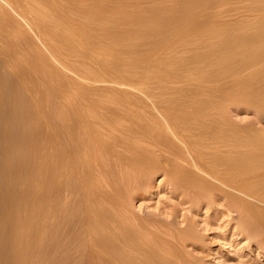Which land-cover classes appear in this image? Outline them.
Segmentation results:
<instances>
[{"label": "rangeland", "instance_id": "374dc122", "mask_svg": "<svg viewBox=\"0 0 264 264\" xmlns=\"http://www.w3.org/2000/svg\"><path fill=\"white\" fill-rule=\"evenodd\" d=\"M77 1L54 2L76 12V17L86 13L81 15L85 20L81 27L76 23L82 18L73 14L69 18L78 20L73 22L72 28H78L74 30L81 28L91 38L96 35L98 42L93 40L91 50L85 51L77 40L56 39L60 33L52 31L55 17L48 6L0 0V195L24 200L20 210L13 205L18 210L7 209L0 215L4 264H10L7 257L14 245L20 264H118L116 253L105 251L102 239L113 238L115 243L123 235L121 227L139 238L137 247L144 256L134 255L147 264H264V227L253 234L252 224L245 225L238 199L246 198L216 184L201 165L214 146L207 148L204 137L178 117L181 104L194 107L209 97L232 98L215 104V110L220 111L218 106L223 112L216 117L225 119L234 132L252 130L251 135L264 145L263 109L258 111L244 100L251 91L242 87L249 82L264 88V53L179 47L170 45V31L160 30L148 36L150 41L143 40L147 43L131 37L128 41L136 47L128 41L123 44L129 47L116 46V37L104 34L102 27L112 28L120 20L108 24L107 19L123 9L127 15L165 17L174 0ZM98 4L102 19L90 18ZM252 20L241 27L252 28ZM196 57L207 58L196 62ZM67 126L72 128V142L55 135ZM64 149L69 152L60 154ZM145 153L146 160L133 165V159ZM198 156L203 158L197 160ZM25 158L29 162L21 168ZM51 164L55 179L47 196L43 183L45 168ZM250 173L254 174L250 182L264 185V169ZM14 175L19 181L12 184ZM32 176L34 183L28 184ZM25 200L40 201L42 212L24 210ZM5 219L23 220L27 236L19 235L16 227L3 228ZM90 225L97 227L92 231Z\"/></svg>", "mask_w": 264, "mask_h": 264}, {"label": "bare ground", "instance_id": "6f19581e", "mask_svg": "<svg viewBox=\"0 0 264 264\" xmlns=\"http://www.w3.org/2000/svg\"><path fill=\"white\" fill-rule=\"evenodd\" d=\"M54 1L56 2V0H47V1L46 0H31V3L34 2V5L36 3V7H39L41 4L42 5L44 4L51 9L52 13L54 14V15L53 14L52 15L55 17L54 18L55 24L53 23L55 25V27H52V31L60 33V35H56V37H57L56 39L61 40L63 43L65 42V40L66 41L68 40L69 42H71V41L74 42L77 40L78 42L80 41L79 44L81 45V47L84 45L86 46L84 49L85 51L88 48V46L92 49V47H93L92 45L94 43L96 44L95 41H97L96 35H94L95 38L94 37L91 38V36L87 37V36H89V34H87V32H85V34H84L82 32L81 28H79L80 31H76V30H78V28H72L73 24H74V26H76L75 23H73L76 20L74 21L75 18L71 20V18H69V16H72L70 14L74 15V13H76V12L72 11L71 9L60 7L59 5L55 4ZM58 3H60V2H58ZM69 3H70V1H69ZM71 3H72V1H71ZM37 4H40V5L37 6ZM225 7H226V10H225ZM60 8H62V9H60ZM87 8H89V7H87ZM104 9L106 10V8H104ZM90 10L91 9H89V11ZM86 11H88V10H86ZM102 11H103V8H101L100 5L98 7L97 6L93 7L90 18L93 17V18H97V19L98 18L102 19L101 18ZM120 11H122V10H120ZM220 11H222V12H220ZM126 12H124V9H123L122 12H118L116 14V17H115V15H113L114 14L113 13L112 15L114 16V18H113V16H111V18H109V19L105 18V20L107 19V22L109 20L108 24H110L111 22H113L111 24H116L115 22L120 20V23L118 21V23H119L118 25L116 24L112 28L110 27L107 29H104V26L102 27L104 34L108 33V34H111V36L116 37V39L114 38L116 41L115 42L116 46L121 45L123 47V45H125V43L123 44V42H125V41L127 42L128 39H130L131 37L132 38L135 37V39L142 40V43L143 42L147 43L145 41L148 40L147 39L148 36H150L151 33H153V31L160 30V32H162V31H168V33H169V31L171 32L172 38L169 40L170 45H175V46L180 45L181 47L191 45V47H193V48L195 47V49L196 48L197 49L202 48V49H205L206 52L208 51L211 53L220 52V51L231 52L233 50L239 51L242 49H249V50L259 49V51L261 50V55H262V52L264 53V0H174V4H173L172 9L169 8L168 10H166V13L168 14V16H165V17H159L160 15L156 16V14H147V13L145 14V13H141V12H133L132 14L127 15L128 13H126ZM218 12H220V13H218ZM82 14L80 13V15H78L79 17L77 16L78 19H81L83 17V16H81ZM84 14H86V13H84ZM38 15H40V14H38ZM87 15H85V16H87ZM222 18H223V20H222ZM224 18H226V19L224 20ZM254 18H256L255 22L252 20ZM85 19H87V18H85ZM82 20H84V19L82 18L79 21L77 20L79 23H76L78 25L80 24V27H81V23H82L80 21H82ZM250 20H252L254 23V24L251 23L252 28H247V27L242 28L241 27V25H243L245 22L247 23V21H250ZM101 21H103V20H101ZM93 23H94V25H96L95 22H93ZM49 24H50V22H49ZM50 26H51V24H50ZM87 26L88 25H86L85 27H87ZM122 26L123 27L126 26L128 28H121ZM89 28H91V27H89ZM74 29H76V30H74ZM91 29H93V28H91ZM101 30L99 31V29H98L96 32L99 33V32H101ZM156 32H159V31H156ZM52 34H54V33H52ZM86 34H87V36H86ZM48 37H46V38L48 39ZM93 40H94V43L92 44ZM143 40H145V41H143ZM148 41H150V40H148ZM129 42H130V40L128 41V43ZM57 43H56V45H57ZM133 43H129V44L131 45ZM112 44H114V43H112ZM134 44L131 45L130 47L131 48H132V46L136 47ZM138 45H140V43ZM127 46L129 47V45H127ZM147 46H149V45H147ZM174 47H173V49H174ZM90 48H88V49H90ZM74 52H76V51H74ZM202 53H204V52H202ZM134 54H136V52ZM258 54H260V53H258ZM81 55H83V54H81ZM257 57H258V55H257ZM257 57L255 56L254 58H257ZM206 58L205 57H196L194 61L200 62L201 60L203 61V59L206 60ZM187 59H189V58H187ZM220 61H222V60H220ZM173 63H174V61H173ZM175 63H176V61H175ZM176 64H178V63H176ZM180 64H182V63H180ZM153 70H154V67H153ZM235 87H238V84ZM242 87H244L245 89H247V87H248V90L251 91V92L249 91L250 94L247 93L248 95L246 94V96L243 97L244 100H247L249 102V104L251 102L253 104L251 106H253V107L255 106L257 108L259 107V108L263 109L262 110V113H263L264 112V88L262 86L261 87L260 86L255 87L254 85H252L249 82H247L245 84L243 83ZM160 96H162V95H160ZM225 98H227V97H225ZM225 98H222L219 96H217L215 98H212V97L211 98L209 97L207 99L204 98L205 100H203L201 102L202 105L201 104L196 105L195 101H194V103H192V104H195L194 107L190 106V105L187 106V105H185L186 103L183 105L179 104L181 111L179 110L178 113H180V114H178L179 115L178 117H180V119L181 118L183 119V121L181 120V122H184L185 124L188 123V125L190 123V125H192L191 126L192 129H190L191 131L193 129L197 130L199 132L198 134L204 137V141H205L206 146L207 145H210L212 147L214 146L213 150L211 149V151H212L211 154H209L210 152L208 153V151H207V153L209 155L206 153L208 155V157H207L208 159L206 162H205V160L203 161V159H205L206 157L203 158V157L198 156L197 160H201V158H203L201 165L204 166L206 174L209 177H211V179L214 182H216V184L223 186L224 188L228 189L230 191V193H233V192H234V194L237 193V194H239V195H241L247 199V200L243 199V198L238 199L240 201L239 214L242 217V219L245 221V225H246V223L248 225L249 222H250V224H252L250 227V230L252 229L253 231L251 230V232L252 233L256 232L255 234H257V231H259L257 229L264 227V206L258 207L257 205H255V203H260V204L264 205V185L259 180H258L259 182H257V181L256 182H250L251 177L254 176V174L250 173V171H251V169H256V168L257 169H264V145L260 144L261 141H259V139H258V141L260 143H258L257 139L254 138L255 135H253L254 137L251 135L252 130H250V134L249 133L245 134V132H246L245 130H244L245 132H243V134L240 133L243 130L242 131L239 130V133H238V130H237V132H234L235 130L231 129L229 124L224 121L225 119L222 120L223 118H221L222 115H220V113L222 114L223 112H220L221 111L220 107L217 106V109L219 108V110H220V111H218V110L217 111H218V113L219 112L220 113L215 114V116L212 115V113L214 112L213 110H215V104H220V103L222 104V102L225 103V100H226ZM176 99L179 100L178 98H176ZM227 99H229V98H227ZM231 99H229V100H231ZM240 101H241V99H240ZM170 102H172V101H170ZM23 104H21V105H23ZM175 104H173V105L175 106ZM171 105L172 104H170V106ZM259 108H258V111L261 110ZM217 111L215 110V112H217ZM216 115H220L221 117L218 116L219 118H217ZM213 116L216 118H210ZM176 117H177V115H176ZM168 119H170V118H168ZM184 123H182V124L184 125ZM226 125H228L229 127L228 126L227 127L230 128L231 130L228 129L226 127ZM178 126H181V123ZM197 127H198V129H197ZM176 128H178V127H176ZM71 134H72V128L67 126V128L63 129V132L62 131H61V133H60V131H59V133L56 132L55 135H57V137L60 139L64 138L66 140H69V142H70L71 141L70 139H72ZM51 138H53V137H51ZM192 141H194V140H192ZM152 143H153V141H152ZM192 144H194V143L192 142ZM212 147L207 146V148H212ZM239 149H245V150L243 152H240L241 150L239 151ZM65 151H66V149L62 150L60 154H65L66 152H69V151H66V152ZM147 154H149V152ZM206 154H204V155H206ZM20 155H21V153H20ZM141 155H139L133 159V161H132L134 163L133 165L137 166V164H141L142 162H144L146 160V158L148 156V155L146 156V153L143 154L142 156ZM201 155L203 156V154H201ZM21 161H22V159H21ZM21 161H20L21 164H19V165L22 168V167H24V163L29 162V158L26 159V161L25 160L23 162H21ZM54 161H56V160H54ZM61 163L62 162H60V164ZM45 169H47L46 174H45V175H47V177L45 176L47 178V180L43 184L47 185L48 190L45 193L48 196V193L50 192V190H52L51 187H53L51 184V182H53V181H51V180L55 179L54 178V171L56 169L54 167V164L47 166V168H45ZM36 172H37V170H36ZM36 172H35V175L39 172V170L37 173ZM215 173H218L217 177L211 176V174H215ZM16 175H18V173ZM16 175H14L15 177H13V180L11 182L12 184L16 183L18 180L17 178L19 176H16ZM28 179H27L28 184H31V182H33V180H35L33 176H32L31 180H30V178H28ZM27 182H26V184H27ZM28 184H27V186H28ZM49 184L51 185V187ZM209 185H211V184H209ZM8 188H9V185H8ZM8 191H10V190H8ZM222 192H224V191H222ZM49 195H50V193H49ZM26 196H27V194H26ZM232 196L234 198H237V196L236 197L234 195H232ZM50 198H51V196H50ZM23 199H24V197H23ZM36 200H38V199H36ZM36 200H32L33 202H31V203L28 200L29 201L28 203L30 205H28L27 201L25 200L26 202H24V204H23L24 210L28 209L29 212L30 211L32 212V214H33V212H35L36 214L41 213L42 212V207H41L42 205H41L40 201L38 204ZM23 201L24 200H21L20 197H19V199H18V197H15V195L14 196L11 194L10 195H0V215H2L4 212H7L6 211L7 209L11 210V208H13L15 210V208H14L15 205L17 208H19L18 205H22L21 203H23ZM16 210H18V209H16ZM19 210H20V208H19ZM24 213H25V211H24ZM18 219H16V221H14V222L13 221L7 222V220L5 219V221H4L5 227H3V228L10 229V228L16 227L19 229V235H21L23 237L27 236L28 233H27V230L24 229L25 226L23 224L24 223L23 220L19 221ZM30 223H33V222H30ZM242 224H243V222H242ZM28 225H29V223H28ZM99 225L100 224H98V226ZM27 226H26V228H27ZM246 226H245V228H246ZM89 227H90L89 228L90 230L94 231L97 226L90 225ZM102 229H104V227ZM118 229H120V228H118ZM30 230H32V229H30ZM121 231H122L123 235H122V237L118 238L115 243L113 241V238H111L112 240L108 239V238H103V239H105L104 241L101 238L102 242H103V248L105 249V251H107V252H113L114 251L116 253V258H114V260L117 261L118 264H147V263H145V260H143V261L141 260V259H143V258H141V256H139L141 259H138L139 257L137 258L136 255H134L135 253H139V255H140V253H141L140 249L141 248L138 249L139 246L137 245V243H139V238L137 237L138 238V240H137V239H135L136 237L135 238L132 237V235L134 234L133 230L131 231L129 228H124V227L122 228L121 227ZM1 243H3V242L2 241L0 242V246H1ZM8 245H10V244L8 243ZM119 245L123 248L128 247L130 251L128 250L127 253L122 251V248ZM16 246H18V245H16ZM16 246L14 245L13 247L15 248ZM117 246L120 248H117ZM14 248H13V252L11 251V254L7 257V260H8V262H10V264H20L19 261L21 260V257L18 255V252H17L18 247H16L15 250H14ZM141 254H143V252ZM143 256H144V254H143ZM5 261H6L5 256H3V254H1V252H0V264H4Z\"/></svg>", "mask_w": 264, "mask_h": 264}]
</instances>
